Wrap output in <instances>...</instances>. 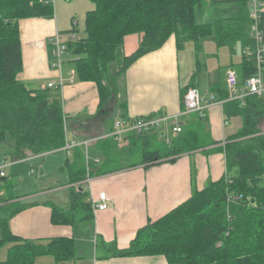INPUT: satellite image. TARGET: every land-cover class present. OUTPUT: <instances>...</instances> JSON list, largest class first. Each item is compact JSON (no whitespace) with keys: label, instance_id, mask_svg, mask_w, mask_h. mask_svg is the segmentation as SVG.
<instances>
[{"label":"trees","instance_id":"1","mask_svg":"<svg viewBox=\"0 0 264 264\" xmlns=\"http://www.w3.org/2000/svg\"><path fill=\"white\" fill-rule=\"evenodd\" d=\"M46 0H0V142L10 138L16 159L63 147L67 119L60 88H30L18 79L22 70L19 20L29 17L51 19L54 6ZM93 8L85 13L84 35L67 42L68 60L76 79L92 81L99 94V105L114 92L116 76L141 55L161 47L174 37L176 47L211 37L217 47L233 51L252 48L248 33L250 0H90ZM207 2L235 3L234 16L199 23L198 13ZM260 26L262 27V19ZM72 30H75L73 28ZM141 34L137 49L122 57L114 73L110 65L120 56L124 38ZM52 46L49 43V58ZM242 79L253 73L254 65L242 55ZM264 81V71H263ZM224 90L217 99H224ZM215 97V96H214ZM262 96L247 95L243 102L225 101L242 117L240 130L227 138L220 150L225 155V172L203 188H193L190 197L162 217L135 232L127 247L107 246L109 255H162L166 264H264V133L259 121L264 114ZM216 98V97H215ZM124 166L131 167L178 155L209 144L208 134L197 128L181 129L170 140L165 155L151 150L146 135L129 136ZM89 153L99 157L89 161L86 170L82 147H75L65 161L72 183L69 207L52 206L50 221L74 228L93 219L89 192L76 185L88 174L97 176L117 171L122 158L111 137L97 139ZM102 158V159H101ZM16 182L0 176V247L8 244L0 264H35L40 255H52L53 264H84L75 255V241L68 237L27 239L11 233L9 220L28 204L16 200Z\"/></svg>","mask_w":264,"mask_h":264},{"label":"crops","instance_id":"2","mask_svg":"<svg viewBox=\"0 0 264 264\" xmlns=\"http://www.w3.org/2000/svg\"><path fill=\"white\" fill-rule=\"evenodd\" d=\"M58 1L60 0L55 2ZM207 4L212 5L211 2ZM218 4L228 6L227 10L223 7L220 9V14L211 17L203 18L198 15L197 21L206 23L235 15L237 11L235 3H217L216 5ZM92 8L93 4L88 10ZM18 25L22 53V70L18 74V79L30 88L44 87L48 82L57 83L59 73L49 66V37L57 31L66 38L68 32L76 33L78 28L72 26L68 29L66 24L61 23L57 13L51 19L24 18L19 20ZM74 25H77V20ZM73 28L75 30H72ZM262 28L264 31L263 10ZM75 38L77 39L76 35ZM140 40L141 34L138 33L129 34L124 38L118 57L120 60L117 59L110 65L111 72L114 73L120 68L122 57L134 52ZM209 42L214 43L211 37L203 38L200 41L199 51H196L193 41L186 42L182 48L178 49L174 37H169L161 47L141 55L116 76L114 92L102 105H99V94L94 82L76 81L75 78L74 82L65 83L59 94L64 115L69 122V134H66V138L81 140L108 135L116 119H122L125 122L130 118L146 115H177L182 109V97L187 89L199 88L202 73L197 68L198 57L202 45ZM237 46L241 49L239 45H236L233 51H230L225 46L229 50L227 66L221 77L219 76L218 82L212 84L210 82L204 87L203 92H199L202 97L213 95L218 98L224 90L227 91L225 73L229 68L235 70L240 87L243 85L240 84L243 76L242 54L240 53V59L233 58ZM215 47L217 48L216 44ZM66 59L62 67L64 77L73 69L71 62H68L72 57L66 54ZM262 100L264 102V94ZM108 117H111V121L107 125ZM176 120L184 129L197 128L208 134L209 144L178 155L164 156L157 161L127 167L124 165L128 161L125 159L130 141L128 137L127 142L117 145L122 158V166L119 170L90 176V184L81 181L74 185L84 186L89 192V199L90 195L97 197L100 191H104L108 197L107 208L92 210L93 219L87 225L92 227V236L84 238L94 244L88 264H166V259L162 255L112 256L109 255L107 246L115 243L117 248L127 247L138 229L162 217L187 200L193 188L201 189L208 182L216 181L224 174L225 155L220 148L229 136L240 130L242 117L235 114L226 102H223L221 105H210L205 108L203 115L192 113L179 116ZM167 125L169 129L171 125ZM258 125L264 133V114ZM162 132L160 129H155L143 135H146L151 142L156 135L164 139ZM175 135L176 133H170L169 130L167 135L169 140L165 139L166 142L170 143ZM90 146L94 147V143ZM169 149L163 153L158 149L155 150L165 155ZM47 155L55 157H46ZM70 155L60 148L38 155L28 154L24 158L16 159L26 162L36 160V166L41 168L39 179L47 171L51 175L44 185L40 180L36 181L39 186L29 190L33 191L31 195L48 194L45 192L50 190H60L61 195L36 196L35 200L9 220L8 227L12 234L21 238L39 240L64 236L73 238L74 241L78 239V235H81L79 227L76 229L69 224H53L50 221L52 206L64 209L69 207V193L73 184L69 181L68 172L59 180L51 170L56 168L54 171H57L62 160L65 167V161ZM89 157L90 160L99 158L94 157L92 153H89ZM45 158L48 162H44ZM55 159H57L56 162ZM14 161L7 163L6 167L11 166L10 164ZM50 162L54 163L53 167L50 166ZM5 168L4 175H6ZM59 182L65 184L57 186ZM39 187H42L41 190H37ZM16 200H19V197L16 196ZM85 231L82 233L86 234Z\"/></svg>","mask_w":264,"mask_h":264},{"label":"built area","instance_id":"3","mask_svg":"<svg viewBox=\"0 0 264 264\" xmlns=\"http://www.w3.org/2000/svg\"><path fill=\"white\" fill-rule=\"evenodd\" d=\"M55 1L57 0H46L45 2L54 4ZM248 11L250 18L248 33L254 41V46L252 48L243 49L241 54L247 61H251L253 63L254 71L244 80V83L241 87L239 85L238 76L235 70L229 68L225 73L227 96L224 99H217L213 95L202 97L197 88L190 87L182 97V109L177 115H146L144 117L130 118L125 122L122 119H116L112 123L111 132L108 135L102 136L100 138L111 137L119 146L124 142H127L128 137L132 134L142 135L155 129H160L163 131L162 136L168 141L169 139L167 135L169 130L170 133L178 134L181 132L182 127L176 120V118L179 116L192 113L203 115L204 109L210 105H221L225 101L233 100H239L243 102L247 95H255L258 97L262 96L264 94V31L260 26L262 19V0H250ZM75 39L74 32H68L65 38L62 33L56 31L49 37L48 41L52 46L51 57L49 58V66L51 69L58 71L59 77L57 83L48 82L46 84L47 87H59L61 90L65 83H72L75 81L76 74L74 68L71 69L65 77L62 75L63 64L67 61V42L74 41ZM169 121H171V123ZM167 124L171 125L169 129ZM100 138H84L81 140H71L66 138L62 149L65 150L67 154H71L75 147H82L86 170L88 171L90 161L88 148ZM93 160L97 163L99 158H94ZM6 165L7 163L5 159L0 160V176L5 174L4 168ZM90 181L91 178L87 174L83 182L90 184ZM88 188H90V185H88ZM107 200L108 197L104 191H100L97 194V197L90 195L92 210L96 211L106 209Z\"/></svg>","mask_w":264,"mask_h":264},{"label":"rangeland","instance_id":"4","mask_svg":"<svg viewBox=\"0 0 264 264\" xmlns=\"http://www.w3.org/2000/svg\"><path fill=\"white\" fill-rule=\"evenodd\" d=\"M56 3V4H55ZM53 4L54 6V14L59 15L61 18V23L66 24L68 26V29H70L72 26L75 28H78L75 35L77 38H80L84 35L83 28H84V17L86 11L92 7V3L90 0H60L58 2H55ZM227 4V3H226ZM228 7V6H222V5H216V4H205L203 7V10L198 13L201 17L206 16H216V14H220V9ZM227 10V9H226ZM262 10L264 12V0H262ZM223 14V13H222ZM227 14V13H226ZM72 17V19H71ZM77 20V25H74V22ZM206 38V37H205ZM213 41V40H212ZM201 52L199 53V63L197 64V68L201 71V82L199 85V92L204 91V87L208 86V84L211 82L215 83L218 82L219 76L221 77V74L224 72V68L227 66V59L229 55V50L227 47H215V44L213 42H209L202 45ZM121 49V48H120ZM217 49V50H216ZM121 51V50H120ZM217 53V54H216ZM241 49L237 46L235 48V52L233 54V58L240 59L241 56ZM216 54V55H214ZM120 60V58H118ZM206 72V73H205ZM78 81V80H76ZM111 117H108L106 123H110ZM69 122L67 120V130L66 134H69ZM67 136V135H66ZM149 148L151 150L158 149L161 153L167 151L169 148H171V144L166 142L165 138H159L158 135L154 136V139L150 142ZM53 156V155H47ZM55 156H53L54 158ZM0 158H4L6 163H10L11 161L15 160L11 166L6 167V175L9 177V180L16 181V184L12 190L14 196L19 197V200L22 203L29 204L32 202V200H35V197H41V196H60L61 192L60 190H50L45 193H40L37 195H31V188L34 186H39L38 182L41 181V184H46V181L49 180V172L47 171L45 174L41 176V179H39L40 174L39 171L41 168L36 166L35 162L36 160L31 161H18L16 160L15 154L13 152V142L10 138L5 140L4 142H0ZM1 159V160H2ZM57 159H55L56 162ZM44 162H48L47 158H45ZM50 166H54V163ZM32 168V169H31ZM31 169V170H30ZM55 169H52L51 172L55 174V176L60 180L64 176H66L67 169L63 167V160L60 165H58L57 171H54ZM39 177V178H38ZM53 177V176H52ZM53 181V179H52ZM65 183H57V186H61ZM39 187L37 190H41ZM44 188V187H43ZM49 188V187H46ZM54 188V187H52ZM61 189V188H58ZM64 189V188H63ZM36 190V189H35ZM52 193V194H49ZM90 221H82L79 224V231L81 235L77 236V240L75 241V255L81 262L84 264H88L90 261V257L92 256V252L94 250V244L86 240L84 237L92 236V227H87L89 225ZM86 228V229H85ZM91 228V229H90ZM86 230V234L82 233ZM94 242V241H93ZM8 244H5L0 247V258L5 259L6 258V251H7ZM35 264H53L54 263V257L52 255H40L35 258Z\"/></svg>","mask_w":264,"mask_h":264}]
</instances>
